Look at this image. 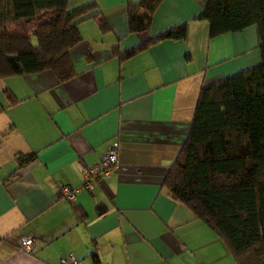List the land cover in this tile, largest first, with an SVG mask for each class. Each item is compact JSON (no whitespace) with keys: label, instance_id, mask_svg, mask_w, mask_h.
I'll return each mask as SVG.
<instances>
[{"label":"crops","instance_id":"1","mask_svg":"<svg viewBox=\"0 0 264 264\" xmlns=\"http://www.w3.org/2000/svg\"><path fill=\"white\" fill-rule=\"evenodd\" d=\"M93 1L89 14L109 29L100 31L94 17L77 23L70 78L60 82L48 70L0 78V264H57L68 252L77 264H92L91 252L97 264H235L161 182L200 87L259 63L256 26L209 37L198 18L205 0H159L147 29L132 33L126 5L139 0ZM145 15L138 11L142 23ZM181 24L182 39L122 56ZM112 145L109 175L65 201L58 189L79 186L81 166ZM21 237L31 239L29 251L16 245Z\"/></svg>","mask_w":264,"mask_h":264},{"label":"trees","instance_id":"2","mask_svg":"<svg viewBox=\"0 0 264 264\" xmlns=\"http://www.w3.org/2000/svg\"><path fill=\"white\" fill-rule=\"evenodd\" d=\"M67 2L0 0V78L48 70L62 82L73 75L68 52L81 39L77 23L94 17L100 31L109 28L103 17L89 14L93 0L72 9ZM158 2L126 5L129 32L147 29ZM198 18L207 22L209 37L255 25L260 61L200 87L186 137L161 184L214 232L235 264H264V0H205ZM184 33L181 24L122 56ZM75 210L82 220V211ZM89 256L98 263L94 252Z\"/></svg>","mask_w":264,"mask_h":264},{"label":"built area","instance_id":"3","mask_svg":"<svg viewBox=\"0 0 264 264\" xmlns=\"http://www.w3.org/2000/svg\"><path fill=\"white\" fill-rule=\"evenodd\" d=\"M117 163V153L115 146H109L107 150L99 157L96 163L89 166H81L82 182L75 188L61 186L58 189L60 196L65 201H72L74 195L80 189L92 190L91 179L104 180L110 173L111 167ZM1 182V181H0ZM18 248L24 251H29L31 246V239L28 237H21L16 240ZM57 264H77L76 256L68 252L63 257L58 259Z\"/></svg>","mask_w":264,"mask_h":264},{"label":"rangeland","instance_id":"4","mask_svg":"<svg viewBox=\"0 0 264 264\" xmlns=\"http://www.w3.org/2000/svg\"><path fill=\"white\" fill-rule=\"evenodd\" d=\"M82 3H83L82 0H69L68 9L78 6Z\"/></svg>","mask_w":264,"mask_h":264}]
</instances>
